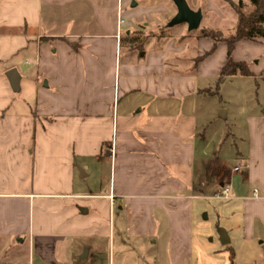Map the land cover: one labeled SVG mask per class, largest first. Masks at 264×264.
<instances>
[{
    "label": "crops",
    "instance_id": "0c3cea01",
    "mask_svg": "<svg viewBox=\"0 0 264 264\" xmlns=\"http://www.w3.org/2000/svg\"><path fill=\"white\" fill-rule=\"evenodd\" d=\"M175 14L171 0H0V234L27 242V264H110L127 239L187 264L193 204L228 184L245 237L264 239V106L229 119L198 103L220 97L227 45L168 28ZM231 59L264 81V39Z\"/></svg>",
    "mask_w": 264,
    "mask_h": 264
},
{
    "label": "rangeland",
    "instance_id": "374dc122",
    "mask_svg": "<svg viewBox=\"0 0 264 264\" xmlns=\"http://www.w3.org/2000/svg\"><path fill=\"white\" fill-rule=\"evenodd\" d=\"M210 1L222 17L217 13L205 11L206 0H185L191 10L202 9V21L193 34L197 35L201 29L210 28L220 31L225 37L229 36L233 33L236 24L232 4H237V0ZM248 10L251 11V9ZM181 29L184 34H187L186 26L181 25ZM183 70L181 65V73ZM185 79L187 82L192 81L191 84L197 87L204 84L213 89L216 87L215 79L198 80V84L191 75L181 76V82ZM216 91L214 89V95L198 99V103L208 106L209 109L212 105L223 102L230 110L229 119L240 114L243 116L250 114L255 109L258 110V105L264 106V81L260 77L238 76L234 80L229 79L224 82L220 97L215 94ZM183 101L187 105L192 104L193 97L181 100V103ZM233 130L236 131L235 128ZM210 131L211 128L208 130L209 138ZM237 138H228L225 143L233 155L237 151L236 148L244 147L243 138L241 137L242 141ZM233 162L229 161L232 165ZM205 196L202 201L193 204L191 230L184 244L189 251L187 264H264V239L256 240L245 237L241 213L238 205L232 202V198L218 200L210 192L205 193ZM220 230L226 233L228 244H223L220 240ZM20 240V237L0 234V264H27L31 260L27 242L24 241L25 243L21 244ZM260 241L263 243L260 244ZM164 246H167L166 240H164ZM107 255L106 252L99 256L95 264H108ZM166 260L165 255L156 254V250L150 249L148 244L139 247L132 239H127L126 245L121 250L115 249L109 258L110 264H167Z\"/></svg>",
    "mask_w": 264,
    "mask_h": 264
},
{
    "label": "trees",
    "instance_id": "16d2710c",
    "mask_svg": "<svg viewBox=\"0 0 264 264\" xmlns=\"http://www.w3.org/2000/svg\"><path fill=\"white\" fill-rule=\"evenodd\" d=\"M232 8L236 15L232 34L225 37L220 31L210 28L201 29L198 34V37L209 38L214 42L222 41L227 45V62L218 75V82L236 76L253 78L248 66L242 62H234L231 55L235 44L241 40L264 39V0H238L237 4H232Z\"/></svg>",
    "mask_w": 264,
    "mask_h": 264
},
{
    "label": "water",
    "instance_id": "95a60500",
    "mask_svg": "<svg viewBox=\"0 0 264 264\" xmlns=\"http://www.w3.org/2000/svg\"><path fill=\"white\" fill-rule=\"evenodd\" d=\"M176 8V14L167 23L168 28H173L179 25H186L187 31H195L199 28L202 21V12L200 9L191 10L185 0H171ZM5 77L9 82L12 91L17 92L19 89L20 77L15 69H10L5 73ZM79 211L85 214L86 209L80 208ZM219 237L223 244L228 243V239L224 231H219Z\"/></svg>",
    "mask_w": 264,
    "mask_h": 264
},
{
    "label": "built area",
    "instance_id": "2783aa9c",
    "mask_svg": "<svg viewBox=\"0 0 264 264\" xmlns=\"http://www.w3.org/2000/svg\"><path fill=\"white\" fill-rule=\"evenodd\" d=\"M122 23H123V20L119 17L118 25L120 26ZM237 170H238V167H234V168H232L231 172L234 173ZM231 192H232L231 186L228 184V185L220 187L217 191H215L213 193L212 196L215 199H218V200H226V199H228L230 197ZM253 194H254V196H256L257 195V191L254 190ZM109 199L112 202V196H109Z\"/></svg>",
    "mask_w": 264,
    "mask_h": 264
}]
</instances>
